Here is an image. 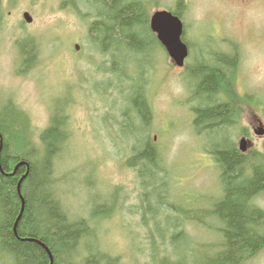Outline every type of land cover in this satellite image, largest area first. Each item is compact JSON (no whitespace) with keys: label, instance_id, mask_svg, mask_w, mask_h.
Masks as SVG:
<instances>
[{"label":"rangeland","instance_id":"1","mask_svg":"<svg viewBox=\"0 0 264 264\" xmlns=\"http://www.w3.org/2000/svg\"><path fill=\"white\" fill-rule=\"evenodd\" d=\"M175 1L159 4L174 8ZM67 4L65 0H0V105L8 101L19 105L35 134L49 125L50 111L57 103L68 114L71 136L54 160L62 205L72 219L113 208L93 221L95 230L77 248V259L81 253L86 256L85 248L89 253L103 251L118 257L117 264H159V260H181L184 254L189 258V248L195 249L193 242L218 237L197 224L202 221V226L217 227L202 213L221 191L217 167L202 147L216 143L224 133L196 134L192 128L195 103L190 98L187 71L201 62L213 64L210 54L236 56L226 81L236 98H241L235 104L248 147L261 150L264 0H183L185 38L191 46L184 66H175L156 45L146 54L132 53L141 64H125V74L133 76L128 79L107 72L113 54L101 55L85 47V24ZM25 10L33 17L31 23L23 21ZM27 37L39 42L29 68L20 65L17 45V40ZM76 42L78 51L73 48ZM139 66H152L144 84L152 109L150 133L159 156L156 193L143 201L140 179L122 156L134 139L114 123L135 85L132 80H145L138 74ZM130 122L138 125L136 119ZM259 128L262 135L257 134ZM234 132L231 139L237 146L241 135L235 136L237 128ZM119 187L118 192H111ZM256 202L264 209V194ZM179 229L191 241L187 235L177 237ZM203 253L196 249L194 255ZM0 264L10 262L0 259ZM242 264H264V247Z\"/></svg>","mask_w":264,"mask_h":264},{"label":"trees","instance_id":"2","mask_svg":"<svg viewBox=\"0 0 264 264\" xmlns=\"http://www.w3.org/2000/svg\"><path fill=\"white\" fill-rule=\"evenodd\" d=\"M65 1L85 24V47L101 55H114L107 72L132 78L125 74V64H141L135 62L132 53L146 54L156 45L161 47L149 28V15L160 7L162 0ZM170 10L182 17L183 0H176ZM1 14L0 10V17ZM38 44L36 37L17 41L20 65L32 66ZM210 55L214 56L213 64L201 62L187 72L190 98L195 103L191 107L195 133H224L216 143L202 147L211 155L221 184L218 197L202 213L215 221L217 227L197 222L218 237L199 242L194 237L195 249L189 248V258L184 254L181 260L180 257L173 261L159 260V264H242L264 247V209L256 202L258 195L264 194V144L261 150L248 148L241 152L231 139L236 128L235 136L246 134L240 123L239 106L235 104L241 98H236L226 81L230 78L227 74L235 68L236 56ZM150 68L138 67V74L145 80L140 83L132 80L135 85L127 104L119 111L118 119L114 118L117 128L134 139L122 156L126 166L140 179L142 201L156 193L159 172L158 146L150 133V96L144 84ZM50 112L49 125L35 134L28 115L19 105L10 101L0 105V259L10 264H102L104 260L106 264H117L118 257L103 251L89 253L86 248L83 249L86 256L81 253L77 259L80 254L77 248L91 236L93 221L97 222L113 208L94 210L88 218L72 219L66 213L54 160L71 136V126L60 104L54 105ZM134 119L138 125L130 122ZM185 235L188 236L182 230L176 233L177 237ZM196 249L204 252L201 257L194 255Z\"/></svg>","mask_w":264,"mask_h":264},{"label":"water","instance_id":"3","mask_svg":"<svg viewBox=\"0 0 264 264\" xmlns=\"http://www.w3.org/2000/svg\"><path fill=\"white\" fill-rule=\"evenodd\" d=\"M22 16L27 22L32 20L31 15L27 11H24ZM149 27L156 34L157 39L164 46L174 63L176 65H182L187 55V46L181 39L183 33L181 18L169 10H155L150 15ZM77 47L78 45L75 44V48ZM257 133L262 134L263 129L260 128ZM238 146L241 151H245L247 148V140L241 138ZM22 208L23 204L21 210Z\"/></svg>","mask_w":264,"mask_h":264},{"label":"bare ground","instance_id":"4","mask_svg":"<svg viewBox=\"0 0 264 264\" xmlns=\"http://www.w3.org/2000/svg\"><path fill=\"white\" fill-rule=\"evenodd\" d=\"M0 148H1V143H0ZM29 167V166H28ZM22 194V193H21ZM22 204H23V201H22ZM48 251V253H49V255H50V259H51V261H52V257H51V254H50V252H49V250H47ZM51 264V263H50Z\"/></svg>","mask_w":264,"mask_h":264}]
</instances>
